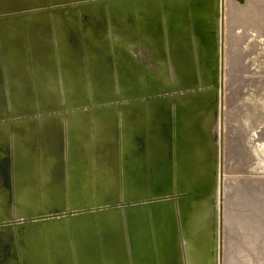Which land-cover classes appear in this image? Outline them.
Instances as JSON below:
<instances>
[{
    "label": "bare ground",
    "instance_id": "obj_1",
    "mask_svg": "<svg viewBox=\"0 0 264 264\" xmlns=\"http://www.w3.org/2000/svg\"><path fill=\"white\" fill-rule=\"evenodd\" d=\"M118 1L110 0L107 3L109 9H116L111 11L112 14L108 12L109 18H112L109 25L111 47L105 32L104 11L97 18L92 16V12L85 15L84 26L88 29L85 46L89 49L87 55L83 53L87 61L85 66L78 60L80 54L75 44L77 33L73 26L66 29L59 18L43 14L44 11L37 8L2 15L0 116L5 114L6 109L10 114L24 116L35 108H57L60 102L64 107L75 109L81 108L90 99L104 101L113 98V75L117 80L118 97L135 98L145 92L153 95L165 90L184 91L194 86L199 78L203 83L211 82L212 75L207 58L214 40L213 33L203 31L202 37L193 39L171 18L166 56L163 55L161 46L159 22L149 18L138 21L139 26L143 27L139 31V41L146 49L153 50L155 61L154 71L145 65L141 72L136 57L130 54L133 44L128 14L130 10L125 3L118 4ZM196 1L189 0L188 8ZM224 3L225 81L229 82L236 70H245V64L240 68L237 65L243 58L238 53L239 49L235 48L240 42L239 38L255 34L257 31L264 35V0H245L243 5H237L232 0H225ZM84 9L88 10L89 6ZM171 10V14L174 13L175 17L180 15L183 19L181 12H175L173 8ZM22 15L27 16L18 21ZM201 22L200 17L195 18L198 28L202 27ZM100 26L103 28L100 29ZM250 45L251 49L255 47L254 42ZM211 97L207 91L195 96H176L180 104L173 106L174 112L171 99L167 96L153 99L146 104V108L138 104L140 102L131 103L127 109L123 108L120 114L116 106L100 107L91 113L84 111L71 114L66 135L59 117L45 119L39 126L42 169L39 171L36 167L31 145L28 144L27 149H19L22 155L27 154V158L23 161L22 174L18 181V184H25V189L17 191L30 196L35 188L33 182L38 175L41 178L42 195L49 208L53 210L58 207L63 195L61 173L65 162L62 150L66 138L69 198L81 203L91 201V196L97 200H102L108 195L123 196L125 199L142 196L145 194L144 182L139 179L136 167L141 151L139 145L144 130H162L160 127L165 122L168 124V131L173 129L176 143L174 172L168 181L177 190L190 189L191 198L196 200L193 221H189L191 223L188 222L183 229L186 244L190 247L186 249L187 264H213L216 235L212 227L214 213L210 200L215 192L216 176L213 165L216 158L207 130L206 115L200 111L202 106L209 104ZM175 107L178 109L175 110ZM143 113L146 114V120ZM30 131V140H33L34 133L32 129ZM164 133L162 138H165ZM8 137L6 129L0 126V219L9 213L10 209V202L4 190ZM169 140L171 138L168 134L167 154ZM93 143H96L95 149L104 148L101 156L104 164L100 168L96 161L95 171H90L86 180V172L81 168L80 159L83 149ZM261 147L263 148L262 145ZM196 150L198 155L194 154ZM117 178H120V183ZM165 181L167 179L163 182ZM161 185L157 178L150 176L152 194L157 193ZM238 186L234 189L230 187V192L224 197L223 263L264 264V186L252 189L246 185L239 188ZM201 203L206 205L202 206ZM179 207L181 216H186L184 209L188 207L187 201L179 202ZM173 216L170 205L167 204L166 211L152 203L146 207L135 206L127 210L124 221L118 210L82 217L74 225L78 264H127L122 234L124 226L132 264H182ZM198 227H201V230ZM47 229L49 231L44 242L48 246L47 250L34 242L33 237L31 240H21V253L18 255L12 243H5L0 248V264H61L57 261L55 253L58 244L55 237L58 231L52 227ZM152 229L154 239L149 238ZM95 232L97 234L93 235ZM93 253L98 254L95 260L90 258Z\"/></svg>",
    "mask_w": 264,
    "mask_h": 264
},
{
    "label": "rangeland",
    "instance_id": "obj_2",
    "mask_svg": "<svg viewBox=\"0 0 264 264\" xmlns=\"http://www.w3.org/2000/svg\"><path fill=\"white\" fill-rule=\"evenodd\" d=\"M232 1L237 5H241L245 2V0ZM108 2H110V0H46L43 3H37L34 5V7L43 10V14H47L50 17L56 16L59 18L62 23H64L63 27L66 29H69L72 26L75 28L77 33L75 44L78 47V54H80H77L78 60L80 59L85 66L87 61L84 59L83 53L84 55H87V51L89 53V49L87 50L85 46V36L88 32V29L84 26L85 15H88L92 12V16L97 18L104 11L105 15H103V18L105 20V32L107 42H109V47H111L109 25L112 21V18H109L108 12L109 14H112L116 9H109V7H107ZM224 2L225 0H197L196 2L192 3L189 8V0H119L117 2L118 4L125 3V5L129 7L130 12L128 14L130 15L131 20L130 35L132 36L133 40L132 47L130 48V54L136 57L141 72H143V67L145 65L149 70L154 71L155 61L153 50L150 48L146 49L139 41V31L143 28L142 26H139V20L143 21L149 18L159 22L158 30L164 56H166L167 52V39L169 37L168 28L172 23L171 20L169 21L170 18L178 25L180 29H183L185 32L190 34L191 38L193 39H196L198 36L202 37L203 31L213 33L214 40L209 57L207 58V64L212 75V80L209 83H203L199 78L194 86L184 91L165 90L153 95L145 92V94L142 93L141 96H136L135 98L118 97L117 80L116 76L113 75L111 90L115 96L104 101H92L90 99V101L87 100L84 106L75 109H71L66 106L64 107V105L60 102V105L57 108L51 110L35 108L30 114L24 116L10 114L8 109H6L5 114L0 116V126H3L6 129L9 136L6 147L7 155L5 157L7 171L4 182V186H6L4 190L6 191L10 202V209L8 211L9 213L0 219V248L3 247L5 243H12L13 248L18 255L21 253V240L25 238H29L31 240L33 237V240L35 238L34 242L39 243L38 245L47 250L48 246L46 243H44L45 236L49 231L47 227H52L58 231H56L57 236L55 235V238L58 241V244L55 247L57 261L61 264H78V247H76L74 244V225L82 217H89L97 213L118 210L120 217L124 221L125 212L135 206L146 207V205L149 206L150 204L155 203L157 206L162 207L167 211L168 204L170 205L174 215L173 219L175 222V230L177 234L176 237L178 236L177 239L181 263L187 264L186 249H188L189 246L186 244L183 229L188 225L187 223L189 221H193V209L196 205V200L191 198L192 191L190 189L177 190L172 185V183L168 181L172 178L174 172V150L176 143L173 129L168 131L167 123L164 122V124L160 127V129L163 127V130H144L145 132L140 143L141 145H139L141 146L140 149L142 153L140 154L141 157L139 158V162L137 161L138 165L136 167L139 179L144 182L143 188L145 194L139 197H126L125 199L123 196L114 197L112 195H108L102 200H97L95 197L91 196V201L81 203H77L69 198L67 194L69 180L67 168L68 150L65 138L64 150H62L65 165L61 173V177L63 178V195L60 197L58 207L51 210L42 195V187L40 186L41 178L38 175L36 176L37 179H35L33 182L35 184V188L30 196L18 193V189H25V184H18V181L20 175L22 174L21 169L23 161L27 158V154L22 155L19 152V149L24 150L28 148V144L31 145L34 162L37 165V169L40 171L42 169V140L39 133V126L45 119L59 117L66 135L71 114L84 111L91 113L100 107L110 106H116L115 108L120 114L123 108L127 109L131 103L140 102L138 104H142L146 108V104L153 101V99H158L160 97L167 98V96L171 99L170 101L174 112L173 106L180 104L175 98L176 96H187L189 94L195 96L207 91L208 94L212 95V97L209 100V104L202 106L200 111H203L204 115H206L207 130L211 138L212 146L214 148V155L216 158L213 165L216 176L215 192L212 194L210 200V205L213 207L214 213L212 227L216 235V250L213 264H224V197L230 192V187L234 189L238 185V188L246 185L247 187H250L249 189H252L261 185L264 186V35L257 31L255 34H248L246 37H242L241 39L239 38L240 42L235 48L239 49L238 53L240 56H243V58L237 62V65H239L238 67L240 68L243 66V64H245L244 69H247V71L244 70V72L243 70L240 71L238 69L234 72V75H231L232 79H230L229 82L228 80L225 81L226 54ZM115 4L116 2L113 3L112 6ZM88 6L89 9L85 10L84 8H87ZM172 8L175 9V12H181L183 19L180 15L176 14L178 17H175L174 13L171 14L170 11H172ZM218 10L219 17L218 15L216 17L213 14L214 11H216L218 14ZM111 11L113 12L111 13ZM26 16L27 15H22L17 20H22ZM197 17L201 18V21L203 22H201L203 28H198L196 26L195 18ZM0 26L2 25L0 24ZM102 28L103 27L100 26V29ZM235 34L240 36L238 32H235ZM246 42H249L250 44H253L254 42L255 47L251 49V45L246 44ZM84 48L86 50H84ZM243 53L244 55H242ZM213 56H215L214 61ZM112 58L115 59L114 56ZM113 63L115 64V61ZM165 63H167L166 59ZM177 109L178 107H175V110ZM247 110L249 113H251L249 114ZM144 111L146 110L144 109ZM145 116L146 114L143 113V117L146 120ZM30 129H32L34 133L33 140H30ZM150 131L159 133L160 135L165 132V137L168 139L169 134L171 138V140H169V156L166 149V151L162 150V154H165L163 152H166L167 157L165 162L162 163L164 168L159 171L157 170V166L152 164L155 160H158L161 150L154 155L150 152L152 148H154L153 152H156L155 150H157L159 147L157 144H155V138L153 135H150ZM161 142H164L165 144L167 143V140L163 139ZM93 144L88 145L83 149L80 159V162L82 163L81 168L84 172H86V180L87 174L90 173V171H95L94 163L96 161L100 168H102L104 164L101 157L104 153V148L95 149L96 143L94 145ZM195 149L196 148L194 147V150ZM194 154L198 155L199 153L196 150ZM242 162L243 164L241 165ZM153 166L154 169L152 170L151 167ZM150 176H154L157 178L158 182L162 184L161 188L158 189L157 193L155 194L151 193ZM166 179L167 181L163 182ZM117 181L120 183V178H117ZM226 183L230 186H227ZM25 197L27 199H25ZM183 200L187 201L188 207L184 209V213L187 215L182 217L179 210V202ZM201 205L204 206L206 203H201ZM148 213L151 217V211L149 208ZM123 229L124 230L122 231V234L124 239L123 245L125 247L126 253V263L132 264L126 227L124 226ZM198 229L201 230V227H198ZM95 234H97V232L93 233V235ZM150 237L154 239V229L151 230V234L149 233V238ZM65 242L67 244H65ZM97 255V253H93L90 258L92 257V260H95Z\"/></svg>",
    "mask_w": 264,
    "mask_h": 264
},
{
    "label": "water",
    "instance_id": "obj_3",
    "mask_svg": "<svg viewBox=\"0 0 264 264\" xmlns=\"http://www.w3.org/2000/svg\"><path fill=\"white\" fill-rule=\"evenodd\" d=\"M45 1L46 0H0V17L2 15H4V14L13 13L15 11H24V10H28V9H33V8H35L34 5H36L37 3H40V2L43 3ZM213 15L216 16V17L218 15V17H219V10H218V14H217L216 11H214ZM214 60H215V56H213V61ZM149 133H150V135L154 136L155 144H157V146H159L158 149L155 150L156 152H153L154 148L151 149L150 152L153 155L157 154L158 152H160V150L162 152V150L167 149V143L164 144V142H161V140H163V139L167 140L166 137L162 138L159 133H154L152 131H150ZM150 165H151V162H150Z\"/></svg>",
    "mask_w": 264,
    "mask_h": 264
},
{
    "label": "flooded vegetation",
    "instance_id": "obj_4",
    "mask_svg": "<svg viewBox=\"0 0 264 264\" xmlns=\"http://www.w3.org/2000/svg\"><path fill=\"white\" fill-rule=\"evenodd\" d=\"M164 128L162 127V130H163ZM152 130H154V129H152ZM141 146H139V148H140ZM164 151V150H163ZM142 152L141 151H139V155H138V162H139V158L141 157L140 156V154H141ZM163 153H165V154H162V152L160 153V156H159V158H158V160L157 161H155L152 165H154V166H157V170L159 171V170H162L164 167L162 166V163L163 162H165V160H166V157H167V154H166V152H163ZM159 165V166H158ZM154 166L153 167H151V169L153 170L154 169Z\"/></svg>",
    "mask_w": 264,
    "mask_h": 264
}]
</instances>
